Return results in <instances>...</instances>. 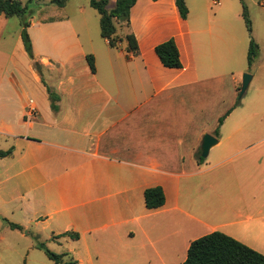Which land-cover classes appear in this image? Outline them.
Wrapping results in <instances>:
<instances>
[{
	"label": "crops",
	"instance_id": "obj_1",
	"mask_svg": "<svg viewBox=\"0 0 264 264\" xmlns=\"http://www.w3.org/2000/svg\"><path fill=\"white\" fill-rule=\"evenodd\" d=\"M116 1L109 0V11ZM70 3L37 23L35 36L34 24L28 30L43 74L55 73L57 111L21 31L5 36L10 19L0 15L6 62L0 78L12 86L0 84V138L15 148L0 160V188L16 181L0 191V216L20 212L30 225L43 226L51 243L67 246L63 255L71 260L63 264H183L192 242L217 231L258 251L255 233L264 236L263 40L247 68V40L232 3L212 0L216 9L203 3L197 18L189 11L183 19L176 0H137L129 22L114 20L113 48L101 36L100 15L95 19L80 2L68 11ZM130 34L136 55L128 52ZM170 39L181 69L166 68L156 54ZM255 67L254 95L245 103L240 78ZM29 82L42 84L44 102L43 118L37 107L31 121ZM35 126L43 131L36 134ZM206 134L218 143L199 164ZM155 187L163 189L165 204L150 210L145 191ZM16 200L19 206H10ZM67 232L79 238L61 237Z\"/></svg>",
	"mask_w": 264,
	"mask_h": 264
},
{
	"label": "trees",
	"instance_id": "obj_2",
	"mask_svg": "<svg viewBox=\"0 0 264 264\" xmlns=\"http://www.w3.org/2000/svg\"><path fill=\"white\" fill-rule=\"evenodd\" d=\"M36 0H30L33 2ZM69 0H53L52 3L57 4L59 7H64ZM158 1V0H153ZM137 0H117L115 8L111 11L108 10L109 0H91L90 6L95 9L101 19V36L109 40L110 46L115 48L118 44V38L116 36L117 28L114 20L119 22H129L131 9L135 6ZM176 6L183 19H187L189 15V8L185 0H176ZM28 6H24L20 0H0V15H4L6 18H12L18 16L22 21V41L24 49L29 58L34 62L35 68L40 72L41 66L35 60L33 52V44L28 32L30 27V21L28 18ZM243 18L247 25L248 32L252 35V21L248 14V9L243 4ZM128 43V52L137 54L139 51L138 42L133 34L126 36ZM156 54L161 60V63L170 69H181V59L179 49L174 39H170L155 48ZM259 55V45L256 43L253 37H251L250 47L248 51V65L251 67L255 59ZM87 62L91 71L95 72L94 57L87 56ZM42 82H45L42 79ZM242 87V86H241ZM241 87L239 91H241ZM49 99L51 101V107L53 111H57L58 107L56 102L59 101V97L52 93L47 87ZM240 94V93H239ZM241 101L238 100L235 108L240 106ZM231 112V111H230ZM229 114V113H228ZM225 117L220 120V126L223 123ZM215 135L219 137L220 127L217 128ZM15 151L14 147L8 150H0V160L11 156ZM199 164L203 163L205 159L202 157L201 151L198 154ZM145 203L146 207L150 210L161 208L165 204V194L161 187L150 188L145 191ZM12 229H22L21 226L13 223H9ZM61 237H70L73 240H77L79 235L76 233L67 232L61 235ZM42 249L47 256L53 260L56 264L62 262L63 256L53 253L47 248L45 244L38 246ZM183 264H264V255L255 251L242 242L228 236L222 232H214L206 235L192 242L186 261Z\"/></svg>",
	"mask_w": 264,
	"mask_h": 264
},
{
	"label": "rangeland",
	"instance_id": "obj_3",
	"mask_svg": "<svg viewBox=\"0 0 264 264\" xmlns=\"http://www.w3.org/2000/svg\"><path fill=\"white\" fill-rule=\"evenodd\" d=\"M24 6H28V18L30 21V24H34L35 26L31 29L33 35L35 36V32L37 30L36 24L41 23L43 21L44 17H56V13L59 11V6L55 3H52L53 0H36L33 2H30V0H20ZM71 3L69 4L68 11H71L72 5L74 2H80L82 4L86 5V8L88 10V13L92 15L95 19L99 17L98 12L93 9L90 6L91 0H69ZM68 1V2H69ZM67 2V3H68ZM188 2V7L190 11V15L192 19H195L198 17V14L200 12L201 7H203V3L207 4V7L210 11V8H215L214 5H212V0H186ZM233 4V8L236 14H238V24H240L244 36L247 40V55L250 47V41L251 37L253 36L254 40L258 44L259 41L263 40L264 42V35L260 34V25L263 21L262 15H264V0H227V6L229 4ZM243 4L247 6L249 17L252 21V27H253V35L250 36V33L248 32L247 25L245 23V20L243 18ZM216 9V8H215ZM10 19V22H8L7 30L5 31V36H11L15 35L17 30L19 32L21 31V38H22V21L21 18L18 16L8 18ZM31 27V25H30ZM29 27V28H30ZM29 30V29H28ZM11 42L14 44L15 41H12L10 39V45L7 48V51L11 52L14 47H11ZM259 45V44H258ZM15 46V45H14ZM127 43L123 42V47L126 48ZM263 57H264V49H263ZM10 55V53H8ZM7 55V58H8ZM19 58V54L17 56ZM245 67L248 68V56L244 59ZM6 62H4V59L0 57V77H1V71L5 67ZM252 72H258L259 68H249L248 72L250 75H252ZM39 74L43 78L44 76V82L45 85L51 90L52 93L55 94L56 90V79H55V73L54 72H46L43 74V66L40 68ZM246 73H244L240 78V83H243V77ZM256 82V81H255ZM0 84L4 85L5 89H12V86L7 84V81L4 83L3 79L0 78ZM29 86L26 88L27 91V99L28 100H34L36 107H38V110L43 118V89L42 84H36L35 82H29ZM246 95L243 96L241 100H243L245 103L248 102L251 97L254 95V87H250L248 91L245 93ZM37 110V112H38ZM10 120H12L15 124H17V121L19 119V116H16V111H11L9 113ZM28 120V119H26ZM35 120V118H34ZM38 122V121H37ZM36 128V134L38 132L43 131V128H39L38 126H35ZM13 147L12 143L4 140L3 138H0V150H7L9 148ZM7 185L12 186L13 188L16 187V181L10 180L9 182H6V184L2 185L0 188V191L2 189L4 192H7L8 190L5 189ZM4 186V188H3ZM9 188V187H8ZM20 200H16L15 202H12L10 206H19ZM27 218L25 215L21 214L20 212H17L15 216H11L8 218H4L0 216V264H56L53 260H51L47 254L40 249L38 246L41 244H45L49 250H51L53 253L58 255H63L67 251V246H58V244L51 243L47 239V232H43V226L35 227L34 225H30L27 222ZM9 223L17 224L22 227V229H12L9 225ZM256 237L254 240V244L256 245L257 252H260L264 255V236L263 234H257L255 233ZM253 249V248H252ZM70 255L63 256L62 262L60 264H63V262H69Z\"/></svg>",
	"mask_w": 264,
	"mask_h": 264
},
{
	"label": "water",
	"instance_id": "obj_4",
	"mask_svg": "<svg viewBox=\"0 0 264 264\" xmlns=\"http://www.w3.org/2000/svg\"><path fill=\"white\" fill-rule=\"evenodd\" d=\"M252 81V75L249 73H246L243 77V83L241 87V91L239 94V99L241 100L245 93L247 92L249 85ZM218 143V139L210 134H206L203 137L202 145H201V151H202V157L207 158L209 155V152L213 146H215Z\"/></svg>",
	"mask_w": 264,
	"mask_h": 264
},
{
	"label": "built area",
	"instance_id": "obj_5",
	"mask_svg": "<svg viewBox=\"0 0 264 264\" xmlns=\"http://www.w3.org/2000/svg\"><path fill=\"white\" fill-rule=\"evenodd\" d=\"M36 116H37V110H36V107L34 106V102L31 101L30 105L28 107V110L26 112V117H27L28 121H31Z\"/></svg>",
	"mask_w": 264,
	"mask_h": 264
}]
</instances>
